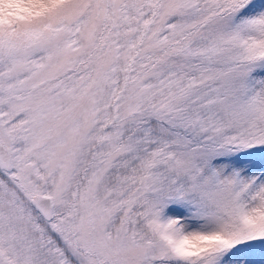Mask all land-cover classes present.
<instances>
[{"label":"snow or ice","instance_id":"obj_1","mask_svg":"<svg viewBox=\"0 0 264 264\" xmlns=\"http://www.w3.org/2000/svg\"><path fill=\"white\" fill-rule=\"evenodd\" d=\"M0 264H264V0H0Z\"/></svg>","mask_w":264,"mask_h":264}]
</instances>
